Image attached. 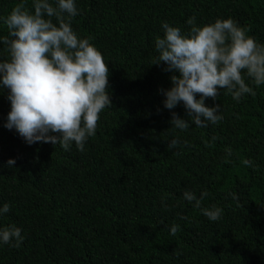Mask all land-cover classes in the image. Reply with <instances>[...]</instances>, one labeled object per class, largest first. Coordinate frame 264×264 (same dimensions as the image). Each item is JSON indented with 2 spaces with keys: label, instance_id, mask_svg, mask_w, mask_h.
<instances>
[{
  "label": "trees",
  "instance_id": "trees-1",
  "mask_svg": "<svg viewBox=\"0 0 264 264\" xmlns=\"http://www.w3.org/2000/svg\"><path fill=\"white\" fill-rule=\"evenodd\" d=\"M20 2L0 0V18ZM75 3L72 28L108 63L112 107L82 152L75 142L69 150L29 145L4 126L10 90L0 87V208L10 205L0 229L15 225L23 237L20 247L0 243V264H264V85L245 75L255 95L239 101L219 89L205 104H220L223 119L197 127L183 102L164 107L160 90L178 73L154 64L162 25L189 33L192 17L198 27L231 18L264 44V0ZM26 7L34 12L33 0ZM7 36L0 19V38ZM4 48L0 61L10 59ZM173 112L189 122L187 130H170ZM173 139L177 146L169 148ZM185 190L198 199L208 193L201 208L184 199ZM213 205L223 209L217 221L201 210Z\"/></svg>",
  "mask_w": 264,
  "mask_h": 264
},
{
  "label": "clouds",
  "instance_id": "clouds-1",
  "mask_svg": "<svg viewBox=\"0 0 264 264\" xmlns=\"http://www.w3.org/2000/svg\"><path fill=\"white\" fill-rule=\"evenodd\" d=\"M33 7L34 12L26 7V0H21L10 14L0 18L8 29L0 44L10 56L0 61V87L10 90L7 98L11 103L4 126L15 129L29 145L51 143L69 150L75 142L82 152L87 139L96 134L100 114L112 107L108 63L89 39L79 38L73 30L72 19L78 14L75 0H57L56 7L50 0H33ZM187 23L192 25L189 33L167 22L162 25L163 38H155L159 55L154 64L164 63L165 72L178 73L170 77V89L160 90L165 96L164 107L172 110L183 102L191 122L207 127L209 122L217 124L223 119L220 104H205L208 98H218L219 89L239 101L244 94L255 95L245 75L257 87L264 85V44L231 18L202 27L195 25V17ZM170 123V130L190 127L175 112ZM177 143L173 139L168 147L175 148ZM226 151L231 155L230 148ZM15 163L8 161L10 167ZM244 164L251 166L249 160ZM207 195L204 192L198 199L191 191L183 193L196 208H201ZM201 210L210 221L221 219L223 213L215 205ZM9 211L10 205L4 204L0 215ZM178 230L179 225L171 226L172 235ZM21 232L15 225L0 229V243L15 240L12 246L20 247Z\"/></svg>",
  "mask_w": 264,
  "mask_h": 264
}]
</instances>
